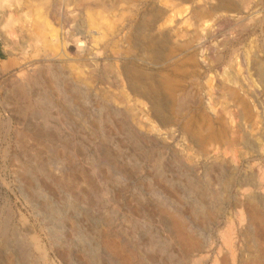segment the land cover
<instances>
[{
  "label": "rangeland",
  "instance_id": "obj_1",
  "mask_svg": "<svg viewBox=\"0 0 264 264\" xmlns=\"http://www.w3.org/2000/svg\"><path fill=\"white\" fill-rule=\"evenodd\" d=\"M10 1L0 8V264H254L257 226L236 203L249 201L264 214L257 185L264 174V0L246 9L239 0H207L216 13L192 45L174 42L170 32L187 25L190 1L106 0L105 8L80 10L72 1L47 0L46 9L29 0V16ZM65 14L76 20L74 37L92 50L87 61L60 37ZM146 16L152 25L139 36ZM41 21L51 39H36ZM149 34L162 43L159 59L143 51ZM46 51L56 55L53 65L37 63ZM130 60L156 76L170 72L178 93H188L184 109L199 124L223 128L231 144L212 142L202 152L182 131L183 117L157 112L124 74ZM178 211L199 251L183 252L173 235ZM228 225L231 245L223 236ZM112 241L134 257L124 259Z\"/></svg>",
  "mask_w": 264,
  "mask_h": 264
},
{
  "label": "bare ground",
  "instance_id": "obj_2",
  "mask_svg": "<svg viewBox=\"0 0 264 264\" xmlns=\"http://www.w3.org/2000/svg\"><path fill=\"white\" fill-rule=\"evenodd\" d=\"M10 1V0H9ZM24 1V0H23ZM29 0H25L24 2H21V0H13V2H9L7 4L13 5L14 6V12H19L21 11L25 14L23 15H30L31 11H35L34 9H31L30 6H32V4L30 5V3L28 2ZM67 3L69 4L71 1L76 4L75 7H78L79 9H83L82 7L88 8L90 7V9L92 8V6H96V7H101V8H105L108 5V2L106 0H65ZM110 1V0H109ZM186 1V2H193V6L191 7V11H190V15L188 16V18L186 20H188L187 25L181 27V28H172L171 29V36L174 39V42L179 41L180 43H183L184 45H188L191 44L195 38L198 39V34L199 31L201 30L202 23L203 20L206 18H211V16L215 15L216 13V6L213 7H208L207 6V0H205V2H203L204 0H200V1H196V0H182L181 2ZM207 1V2H206ZM211 1V0H210ZM224 1V0H223ZM238 1V0H237ZM246 1V3H245ZM6 0H0V8L2 6H5ZM8 2V1H7ZM30 2H37V4L33 6H38V4H42L44 6V8L47 9V0H31ZM111 2V1H110ZM113 2V1H112ZM203 2V3H202ZM240 3L245 4L244 8L246 9L247 5L246 4H251L253 5V3L255 4V2L253 0H239ZM49 3V2H48ZM15 4V5H14ZM71 4V3H70ZM217 7L219 10V3H217ZM226 4V2H225ZM223 4V5H225ZM237 4V3H235ZM41 5V6H42ZM127 5V4H126ZM177 5V4H176ZM221 5L222 7H225ZM258 5V4H257ZM12 6V8H13ZM37 7L36 11H39V8L41 7ZM227 6V5H226ZM237 6V5H236ZM240 6V5H238ZM7 7V6H6ZM241 7V6H240ZM243 7V6H242ZM241 7V10H243V8ZM249 7V6H248ZM247 7V8H248ZM35 8V7H34ZM42 8V7H41ZM3 9V8H1ZM80 9V10H81ZM89 9V10H90ZM224 9V8H223ZM92 10V9H91ZM32 11V12H33ZM86 11V9H85ZM84 11V12H85ZM10 12V11H9ZM34 13V12H33ZM41 13V12H40ZM82 13V12H81ZM101 13V12H100ZM159 13V12H158ZM218 13V11H217ZM246 13V10H245ZM55 14V13H54ZM63 14V13H62ZM154 14V13H153ZM15 15V14H14ZM32 15V14H31ZM251 15V14H250ZM63 17H65L67 19V21H62V31H61V39L64 40V43L66 45V47L70 48L71 50H73V52L75 53V55L77 57H79L80 59L82 57H84V59L87 61V56H89L92 50H90V47L88 45L83 44L82 41L79 40V38L74 37V34L71 30L72 26L74 25L73 22H75L76 20L71 19L69 15L65 14L62 15ZM152 16V15H151ZM20 17V16H19ZM56 18V17H55ZM64 18V19H65ZM144 24H139L140 28L138 30V32H136L137 34H139V36L144 32L145 30V25H152V17L150 16H146L144 17ZM213 18V17H212ZM239 19V18H238ZM147 20V22H146ZM154 20V19H153ZM37 21V20H36ZM71 21V23H70ZM142 23V22H141ZM147 23V24H146ZM183 23V22H182ZM73 24V25H72ZM241 24V23H239ZM251 24V23H250ZM138 25V26H139ZM40 26V27H39ZM39 26H37V30L34 33V35L36 36V39L41 37L44 38L45 40H47V35L50 38L52 35L51 32H53L52 30H47V26L46 24L39 23ZM150 27V26H149ZM192 27V28H191ZM237 27V26H236ZM249 27V26H248ZM78 28V27H77ZM74 29V28H73ZM80 30V29H79ZM136 30V29H135ZM83 31V30H82ZM137 31V30H136ZM55 32V31H54ZM135 32V31H134ZM84 33V32H83ZM160 33V32H158ZM55 34V33H54ZM147 34V33H146ZM145 34V35H146ZM129 36V35H128ZM132 36H134V33H131V38L129 39V41L133 42L136 41V39L132 38ZM169 36V35H168ZM55 37V36H53ZM135 37V36H134ZM162 37V36H160ZM156 37L151 36L150 34L147 36V41L144 42L143 44V51L148 52V54L150 55V57L153 60H156L157 58L159 59V57H161V51H162V43L160 41H158L159 39H155ZM170 38V36H169ZM51 39V38H50ZM171 39V38H170ZM56 38H54L53 42H55ZM196 41V40H195ZM50 42L52 43V41L50 40ZM58 42V40H57ZM62 42V40H61ZM197 42V41H196ZM87 43V42H86ZM170 43V42H169ZM55 44V43H54ZM58 44V43H57ZM141 44V43H140ZM173 44V43H171ZM170 44V45H171ZM183 44L181 47H183ZM53 45V43H52ZM137 45V44H135ZM139 45V44H138ZM192 45V44H191ZM176 46H178L176 44ZM169 47V46H168ZM137 48V47H136ZM145 48V49H144ZM176 47H174L173 49H175ZM178 48H180L178 46ZM54 49V48H52ZM169 49V48H168ZM171 49V50H173ZM53 52H55L53 50ZM52 52H43L41 53L40 57L37 61V63H39V65H44L45 63L48 62L49 65H53L54 63H56L55 61L57 60V57L54 53ZM134 54V53H133ZM137 54V53H136ZM165 55H168L167 52L164 53ZM173 55V53H172ZM190 56V55H189ZM149 57V56H148ZM170 57V56H169ZM90 59V58H89ZM166 59V58H165ZM38 65V66H39ZM58 65V64H57ZM53 69H55L54 67H52ZM51 68V69H52ZM91 68V67H90ZM176 68V67H174ZM40 69V68H39ZM97 67L95 66L94 68L92 67L89 71V73L92 75L94 74V76L96 75V71ZM34 72H38L37 69H33ZM180 71V70H179ZM51 72V70H50ZM54 72V71H53ZM51 72L52 75H54V73ZM124 74L127 76H131L132 79H135L136 83H138L140 85L137 86L136 89H139L138 91H141L144 94L149 95L150 98L153 99L154 101V106H155V110L157 112L160 111H164V110H168V108L171 109L172 113L178 117H183V122H182V131L187 134L190 135V137H193L195 140L197 141V145L199 146L200 150L202 152H207L209 153V147L208 144L209 143H224L229 145V143L231 144L230 140L227 137V134L225 132V130L223 128H218L213 126L210 122H205L204 124H199L198 123V119L196 118L195 115H192L193 113L190 114V112L187 111V109H184V106L188 103V99H186L188 97V93L184 92V93H178L179 88L178 87V83L175 80V77L172 76V74H170V72L165 73L161 76H156L154 74L151 73H147L146 71H144V69H142L141 67H137V64H134V62L132 60L128 61L125 64L124 67ZM56 73H55V77H56ZM93 75L91 77H94ZM38 78L41 79V75H38ZM47 80V79H46ZM101 82H105L104 79H101ZM74 83V82H73ZM44 84V83H43ZM70 84V83H68ZM78 84V83H77ZM21 85V84H19ZM52 85V84H51ZM49 86V85H48ZM136 86V85H135ZM134 86V87H135ZM17 87V86H16ZM139 87V88H138ZM62 92H67L66 88L63 87L61 88ZM181 89V88H180ZM232 89V88H231ZM19 90V89H18ZM182 91V90H181ZM71 92V91H70ZM228 95L233 96V98L235 96H238L237 92L235 90H229ZM106 94V93H105ZM163 95H167L170 100L172 101L171 105L167 104L165 102V100L163 99ZM192 96V95H191ZM67 97V96H66ZM48 98V97H47ZM69 97H67L68 99ZM232 98V97H231ZM169 100V101H170ZM191 101V99H189ZM238 100V99H237ZM240 100V99H239ZM187 101V103H186ZM246 101V100H245ZM73 102V101H72ZM238 102V101H237ZM242 102V100H241ZM240 102V103H241ZM186 103V104H185ZM194 103V102H193ZM243 104V103H242ZM248 104V103H247ZM247 104L245 103V108H243V111L246 113L245 115L247 116V111H248V107ZM192 106V103L191 105ZM186 110V111H185ZM251 110V109H250ZM197 111V110H196ZM165 112V111H164ZM170 112V111H169ZM189 114H188V113ZM243 112V113H244ZM250 112V111H249ZM171 113V114H172ZM18 114V113H17ZM16 114V115H17ZM250 114V113H249ZM166 116V115H164ZM202 116V115H201ZM244 116V117H246ZM249 119V118H248ZM113 120V119H112ZM216 120V119H215ZM247 120V119H246ZM172 121H174V116L172 118H170V116L166 119H164V122L167 124L168 122L171 123ZM179 121V120H178ZM198 123V124H197ZM171 126V125H170ZM222 127V126H221ZM225 128V127H224ZM236 142V141H235ZM213 143V144H214ZM211 145V144H210ZM222 168V165H221ZM69 178V177H68ZM261 179H259L257 182V185L261 186L264 188V174H261ZM246 180V179H245ZM248 183V182H247ZM246 184V183H245ZM254 184V183H253ZM191 185V184H190ZM244 185V184H243ZM192 186V185H191ZM248 187V186H247ZM193 189V188H192ZM225 192V191H223ZM218 194V193H217ZM219 195V194H218ZM221 195V194H220ZM236 199V198H235ZM201 200V199H200ZM203 200V199H202ZM247 204H245V202H237L236 206H241L245 209L246 212V217L248 222L251 224H256L257 226V232L259 233V244L257 243L258 246H260V256H258L257 258L254 257V264H264V214L260 211V208L258 205H255L249 201H246ZM249 206V207H248ZM206 211V210H205ZM179 212V211H178ZM209 212V211H208ZM177 213V212H176ZM207 213V212H206ZM210 213V212H209ZM182 212H179L177 214L173 215V226H174V232L173 235L175 236L177 242L179 243L180 247L182 248L183 252L185 253H189V252H193V251H199L201 248V243L199 241V239L197 237L194 236V234L190 231L191 229H189L187 223H186V218L184 215H182ZM241 217V216H239ZM246 220V221H247ZM227 224V223H226ZM231 230H232V226L228 225L226 229L223 230V236L225 238V241L228 242V244L231 245ZM235 232V231H234ZM38 246V245H37ZM111 246L113 249L120 251L124 257V259H126L127 261H129L131 258L134 257L133 252L132 251H128L126 249L123 248V246H121L118 242L116 241H112L111 242ZM198 254V253H197ZM183 258V257H182ZM224 260L223 264H228V261ZM195 263V261H194ZM4 264H13V262L9 261L7 263ZM196 264V263H195Z\"/></svg>",
  "mask_w": 264,
  "mask_h": 264
}]
</instances>
